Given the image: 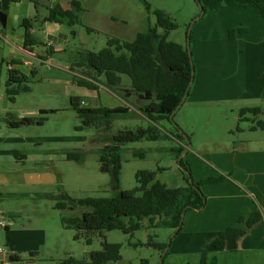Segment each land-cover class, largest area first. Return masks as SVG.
<instances>
[{
  "label": "crops",
  "instance_id": "0c3cea01",
  "mask_svg": "<svg viewBox=\"0 0 264 264\" xmlns=\"http://www.w3.org/2000/svg\"><path fill=\"white\" fill-rule=\"evenodd\" d=\"M42 1L50 2V6L42 4L47 8L60 5L56 0ZM235 1L236 6L223 4L216 12L205 13L203 18L194 23L191 44L193 43L196 80L191 97L182 107L191 105L190 108L201 109V104L204 103H221L228 109L227 103H230L239 111L260 108L262 113L264 112V76L259 75L264 67V17L259 10L248 5V0ZM256 1L264 2V0ZM200 2L208 7L222 3L223 0H200ZM0 8V12L7 15V26L3 27L0 23V61L4 62L6 71L7 65L14 62L16 65L13 67L22 70L26 75L30 69L36 72L37 76V69L31 68L34 67L32 60L49 63L52 54L66 53L69 50L72 31L52 22L35 26L33 18L39 15L41 7L37 9L30 0L19 2L0 0ZM24 20L33 21L29 33L40 45L28 49L25 47ZM86 27L91 32L101 29V26ZM103 28L106 29L107 26ZM238 28H243L245 32L238 33L234 39H230V30ZM110 30L113 32L112 36H116L117 28L111 26ZM41 46L46 47L44 52L40 51ZM38 47L40 50L37 49ZM56 67L66 70L65 67ZM70 72L78 76L75 71L70 70ZM91 82L97 87L87 89L90 90L91 96L96 97L95 100L92 97L89 99V95L82 97L86 105L91 107L90 104H94L93 107L107 108L128 107L132 108L130 110L133 112L136 111L139 116H143L138 109L143 107L145 102L133 92L127 94L122 91H131V84H125L123 78L122 86L115 90L109 89L101 81ZM99 87L115 97L114 107H110V103L101 98ZM23 94L27 93H21L18 97ZM16 103L15 100L12 104L16 105ZM12 104L5 103L0 108V210L9 223V232L6 234L0 232V246L14 253L18 261L21 260L20 252H29L32 255L43 252L52 256L54 251L47 249L46 232L42 231L40 235L41 231H39L40 236L34 237L35 232L28 231L30 235L24 233L20 244L15 240L18 227L14 223L11 224L10 220L29 214L37 215L27 217L30 221L40 220L44 213L32 211L53 210L54 199L61 194H68L62 182L63 174L58 169V162L55 161V156L58 153L62 154V151L53 144L70 143L76 141L77 137L44 136L30 127L11 128L7 121L3 120L8 113L17 112L16 117L22 119L39 117L42 111L58 110L55 107L49 109L32 107L30 104L17 108ZM238 121L240 122L239 118ZM254 126L255 123H252L249 128V132L255 133L254 135L247 134L245 129L237 128L238 135L230 145L222 144L215 147V143L208 146L197 143L193 153H191L192 147H187L188 153L183 155V158L190 165L196 182L210 177L224 176L225 179L220 183L202 187L207 197L206 206L201 211H187L182 232L176 236L174 233V237L171 236L172 240L169 238L171 243L166 249L165 264H200L204 256L207 264H264V133L259 134L258 130L254 131L252 129ZM173 140L179 146H184L178 140L174 138ZM46 144L50 149H45ZM68 152L71 151L63 153L65 157ZM29 162H32V167L26 166ZM16 201H20L22 206L16 205ZM12 202L14 207L9 206ZM40 202L42 203L38 204ZM85 212L81 211L82 215ZM253 214H259L260 219L251 227H247L246 221ZM241 218L245 219L242 223ZM230 227L243 229L245 234L235 241H228L224 249L213 248L211 245L218 234ZM2 230L6 231V229ZM92 252H88V256H91ZM63 255L71 257L72 253L64 250ZM146 256L139 253L129 257V263L126 264H142L144 260L149 264H161L163 253L157 250L151 254L153 262ZM1 260L2 256H0Z\"/></svg>",
  "mask_w": 264,
  "mask_h": 264
},
{
  "label": "rangeland",
  "instance_id": "374dc122",
  "mask_svg": "<svg viewBox=\"0 0 264 264\" xmlns=\"http://www.w3.org/2000/svg\"><path fill=\"white\" fill-rule=\"evenodd\" d=\"M51 1L54 2L55 0ZM56 1L64 9L73 10L72 1H77L82 6V11L79 12V22L74 27L61 25L64 26V29L72 31L69 50L66 53L52 54V60L49 63L32 60L34 67L31 68L37 69L38 74L29 84L31 92L16 97V105L12 104L13 102L10 101L7 94L6 66L0 63V99H2L0 108L5 103L12 104L17 108L25 104L42 109L57 108L58 110L55 113L46 116L48 121L44 126H31L30 128L44 136L77 137L76 141L70 143L53 144L55 148L60 147L62 151V154L58 153L55 156V161L58 162V169L63 174L64 189L68 191V195L73 199L86 197L112 198L115 196L112 189L113 179L110 174L101 171L99 151L106 145H111L113 138L120 131L125 129L137 130L139 128L148 129L153 124L147 118L138 116L136 111L132 112L130 110L132 114L120 116L113 122L110 129L98 130L91 127L78 132L76 128L81 126V120L71 108L70 98L75 95L79 97L89 95V99L92 97L95 100L96 97L95 95L91 96L90 90L78 85V81L83 79L82 77L86 78L84 72L88 73L87 69H75L78 76L70 72L72 66L78 60V52H84V50L99 52L108 46L110 39L132 42L137 33H144L148 28L155 26L156 16L154 12L157 10L164 11L178 25V29L169 33L168 40L188 46L189 31L191 26L194 25L193 23L200 20L198 18L202 10L196 0ZM47 14L46 7H41L39 15L33 18L34 25L42 26ZM86 26H101V29L91 32ZM103 26H107V28L105 29ZM111 26L117 28L116 36H112ZM41 39H43V36H41ZM190 46L193 49V43ZM45 48L41 46V50L39 47L37 49L44 52ZM56 66L65 67L66 70L58 69ZM27 74L32 77L30 69ZM99 79L101 83H106L105 76H101ZM123 79L125 84H131V79L128 76H123ZM98 90L101 98L107 100L110 107H114L115 97L102 87H99ZM90 105L93 107L94 104ZM189 106L191 105L179 109L174 117V122L189 136L192 147L191 153L195 152L197 143L206 146L215 143V147L222 144L230 145V142L234 141L238 135L237 128L245 129L247 134L254 135L255 133L249 132L252 120H256L255 125L259 122L264 123V112L256 118L252 114H246L243 117L244 119L239 122L240 111L230 103H227L228 109L221 103H204L201 104V109L204 111L199 107L198 109L192 107V109ZM11 114L16 116L17 112H11ZM154 126L163 131L165 129L171 131L174 127L168 121H160ZM258 132L259 134L264 133L261 129ZM177 146H179L178 143L171 136L159 141L142 140L123 146L121 190L132 191L137 187L136 174L139 171H155L157 180L165 183L170 188L185 186L184 172L179 166L178 160L170 153V150ZM160 147L163 149L161 150ZM45 149H50L48 144L45 145ZM66 151L81 152L80 162L68 161L63 154ZM139 151L145 153L144 158L134 156V152ZM26 166L32 167V162L27 163ZM13 205L12 202L9 206L14 207ZM16 205L22 206L20 201H16ZM89 210L86 208H78L76 211H60L57 209L43 211L40 209L32 211L38 213L42 211L44 213L40 220L30 221L27 217L37 216L30 214L25 217L11 218V224L14 223L18 227L15 235V240L18 243H22L24 233L30 235L28 231L35 232L33 233L34 237L42 235V231H44L48 234L47 249L54 251L52 256L43 252L35 255L29 252H20L21 260L13 262V264H63V262L70 259V257L63 255L64 250L70 251L72 253L71 257L77 260L90 259V255L88 256L87 253L100 251L103 239L95 237L93 244L88 246L85 239L75 240L76 231L64 229L62 222L63 217H75V215L76 217H82L81 211ZM32 221L33 223H31ZM13 229L14 227H12ZM39 231H41L40 235L38 234ZM0 232L6 234L5 230L1 229ZM175 232V230L167 228L150 229L147 227H143L131 235L122 231L107 232L105 239L108 243L122 245V259L110 264L129 263V257L139 253L144 256L147 255L146 258L151 260V254L158 249L147 244L151 241L155 244H161L162 242L168 244Z\"/></svg>",
  "mask_w": 264,
  "mask_h": 264
},
{
  "label": "trees",
  "instance_id": "16d2710c",
  "mask_svg": "<svg viewBox=\"0 0 264 264\" xmlns=\"http://www.w3.org/2000/svg\"><path fill=\"white\" fill-rule=\"evenodd\" d=\"M19 2L20 0H11ZM37 6L45 7L42 0H30ZM202 10L198 19L204 17L207 12H216L223 3L205 7L200 0H196ZM226 5L236 6L235 0H223ZM248 5L255 7L264 17V2L248 0ZM73 10L64 9L61 5L47 8L48 15L44 18V23L52 22L59 25L73 27L79 22V12L82 6L77 1H72ZM1 10V8H0ZM156 24L146 32L139 33L132 42L110 39L108 46L99 52L84 50L78 52V60L72 66L75 69H87L84 72L86 78L80 79L78 85L94 89L97 86L91 81L99 82V77L105 76L106 87L115 90L122 86L123 76L131 79V91L122 90L130 94L133 92L145 102V105L138 109L141 115L147 118L153 125L148 129L139 128L137 130L125 129L113 138L111 145H106L99 151L101 171L108 173L112 177V189L115 196L86 197L73 199L67 193L54 199L55 209L64 211H74L78 208L90 209L82 217H63V227L66 230L76 231L75 240L85 239L86 244L91 246L95 237L103 239L102 249L92 252L89 260H77L73 257L63 262V264H110L122 259L121 244H110L106 241V233L111 231H122L126 234H134L137 230L147 227L167 228L175 230V236L183 229L184 219L187 211H201L205 208L207 197L202 187L207 184H216L224 181L225 177L206 178L196 182L190 165L181 155L190 147V138L171 119L172 115L182 107L192 95L193 85L196 78V67L191 46L168 40V34L178 29V25L161 10L154 12ZM33 21L24 20L23 26L26 29L25 47L40 45L30 36V29ZM243 28L231 29L230 39H234L238 33H244ZM31 41L30 43H28ZM188 43L192 42V31L188 35ZM2 65L4 62H0ZM16 64L11 62L7 65V94L10 101L14 102L21 93L31 92L30 83L36 76L32 72V77L26 75L22 70L15 68ZM9 67H12L9 69ZM259 75L264 76V67ZM25 85V86H24ZM186 97L185 102L184 99ZM124 98V96H123ZM126 98V97H125ZM71 108L77 113L81 120V126L77 127L78 132L85 128L95 127L100 129H110L113 122L120 116L132 114L128 107H90L85 104L82 97L71 98ZM56 111H42L39 117L17 118L11 113L6 114L3 120L13 128L44 126L48 121L47 115ZM262 113L260 108L242 109L239 113V120L242 121L246 114H252L255 118ZM138 115V114H137ZM139 116V115H138ZM175 117V116H174ZM160 121H168L174 125L171 131H164L155 127ZM255 123L256 120H252ZM252 129L264 130V123L259 122ZM172 138L183 143L184 146H177L170 150V153L178 160L179 166L184 172L186 185L180 188H170L165 183L157 180L155 171H139L136 174L137 187L132 191L121 190L122 152L123 146L139 142L142 140L159 141L165 138ZM135 157H145L142 151L134 152ZM68 161L81 160V152H68ZM260 219L259 214H253L248 218L247 227H251ZM244 218L240 222H244ZM9 232V229H6ZM245 234V230L230 227L218 234L217 239L211 245L217 250L224 249L228 241H235ZM174 237V236H173ZM171 237V240L173 239ZM169 244H155L152 241L147 245L152 246L163 253L161 264H165L167 248ZM18 259L13 257V262ZM204 256L200 264H207ZM142 264H149L142 261Z\"/></svg>",
  "mask_w": 264,
  "mask_h": 264
},
{
  "label": "built area",
  "instance_id": "2783aa9c",
  "mask_svg": "<svg viewBox=\"0 0 264 264\" xmlns=\"http://www.w3.org/2000/svg\"><path fill=\"white\" fill-rule=\"evenodd\" d=\"M12 67H9V69ZM0 228L1 229H8L9 223L7 220L2 216V211L0 210ZM0 256H2V260L0 264H13V257L15 258V254L12 253L8 248L0 246Z\"/></svg>",
  "mask_w": 264,
  "mask_h": 264
},
{
  "label": "water",
  "instance_id": "95a60500",
  "mask_svg": "<svg viewBox=\"0 0 264 264\" xmlns=\"http://www.w3.org/2000/svg\"><path fill=\"white\" fill-rule=\"evenodd\" d=\"M41 4H45V6H50V2H46V3H44V1H41ZM0 23L3 25V27H6L7 26V15L6 14H4V13H2V12H0ZM195 23V22H194ZM193 23V24H194ZM192 27L193 26H191V29H190V31H189V34H191V31H192ZM189 42V41H188ZM188 47H190V43H188ZM185 100H186V97H185V99H184V101L183 102H185ZM182 105H183V103H182ZM176 113H177V111L172 115V117H171V119H174V116L176 115ZM191 146V145H190ZM188 153V150L186 149L185 150V152L182 154V156L180 157V160L183 158V155H185V154H187ZM161 262H162V259H161Z\"/></svg>",
  "mask_w": 264,
  "mask_h": 264
}]
</instances>
